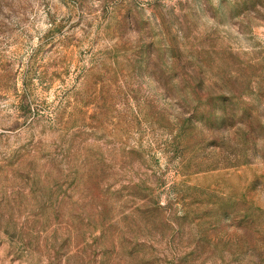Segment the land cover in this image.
I'll return each instance as SVG.
<instances>
[{
	"label": "rangeland",
	"instance_id": "rangeland-1",
	"mask_svg": "<svg viewBox=\"0 0 264 264\" xmlns=\"http://www.w3.org/2000/svg\"><path fill=\"white\" fill-rule=\"evenodd\" d=\"M0 264H264V0H0Z\"/></svg>",
	"mask_w": 264,
	"mask_h": 264
}]
</instances>
